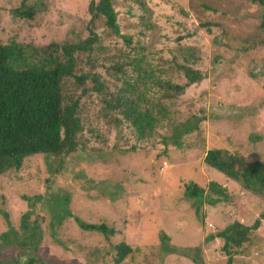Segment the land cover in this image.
I'll list each match as a JSON object with an SVG mask.
<instances>
[{
	"label": "rangeland",
	"instance_id": "obj_1",
	"mask_svg": "<svg viewBox=\"0 0 264 264\" xmlns=\"http://www.w3.org/2000/svg\"><path fill=\"white\" fill-rule=\"evenodd\" d=\"M90 1L96 2L27 0L33 15L24 20L13 16L21 0H0V43L11 39L45 50L49 44L83 41L91 32L101 41L90 56L92 72L106 86L132 84L136 67L139 76L149 73L164 84H185L177 66L202 79L173 99L162 98L149 78L143 82L150 86L148 100L167 111L143 141L134 138L129 123L105 113L98 98L82 97L78 145L59 168L52 157L37 155L0 176V264H13L20 255L24 264L29 256L22 255L21 243L28 242L22 217L26 225L38 226L33 254L45 264H114L113 246L119 243L131 250L119 264H226L223 240L215 233L234 222L250 227L263 201L243 194L202 158L207 150L221 149L245 164L264 166V4L141 0L140 7V0H111L119 35L110 36L101 22L88 21ZM193 116L203 118L198 129L183 136L179 148L164 146L162 138L179 125H192ZM209 182L223 188L228 200L211 205L200 198L196 217V202L184 197L183 185L206 190ZM37 196L41 200L30 207ZM63 198L64 207L55 206ZM74 218L114 233L83 231ZM161 234L167 242L160 241ZM246 238L231 249L238 252L230 256L231 264H264V220ZM93 251L96 257L89 258Z\"/></svg>",
	"mask_w": 264,
	"mask_h": 264
},
{
	"label": "trees",
	"instance_id": "obj_2",
	"mask_svg": "<svg viewBox=\"0 0 264 264\" xmlns=\"http://www.w3.org/2000/svg\"><path fill=\"white\" fill-rule=\"evenodd\" d=\"M26 1L21 0L19 8L13 11L15 18L24 20L32 18L33 10L25 6ZM250 1L259 5L264 4V0ZM138 5L142 7L141 0ZM113 7L111 0L90 1L87 6L90 16L88 21L91 23L99 21L103 31L107 30L110 36H118L119 30ZM138 19L142 23L144 18L140 16ZM90 34L91 36L83 41L61 45L49 44L45 50H39L29 44H19L11 39L5 44L0 43V176L10 170L18 171L24 159L37 155L52 157L57 161L59 168L60 161L77 148V135L81 130L78 115L81 108L80 100L86 95L98 98L105 113L120 117L123 122L129 123L134 138L143 141L150 138L154 128L167 117L164 107L157 106L158 102L151 103L148 100L150 86H144L143 82L149 78L152 87L162 92V98L173 99L183 94L185 88L199 83L202 79L199 72L185 66H177L186 81L185 84L182 86L164 84L150 78L149 73L143 72L139 76L140 68L132 67L137 74L134 80L132 79V84L123 81V85L119 87L106 86L100 81V76L92 72L95 60L90 56L97 47H101V41L96 39V34L91 32ZM121 38L124 42H129L128 39ZM102 39L105 37L102 36ZM131 65L136 66L137 61L133 59ZM115 71L124 73L120 67H116ZM191 119L194 120L192 125H179L180 128L173 129L172 136L162 138L164 146L179 148L181 146L179 140L196 131L197 123L203 121V118L196 116ZM202 163L217 171L220 176L237 183L243 194L252 193L259 196L264 206V166L261 163L245 164L242 158L221 149L207 150ZM183 193L186 199L196 202L194 203L196 217L201 204L200 198L205 196V203L211 205L228 200L223 188L214 182H209L206 190L195 184H185ZM211 196L215 197L212 199ZM32 200L34 202H31L30 207L33 206L32 203L40 201L41 197L37 196ZM66 202L67 198L60 199L56 201L55 206L64 207ZM61 212L67 214L63 210ZM23 218L20 221V228L27 233L25 239L28 242L21 243L22 255H29L24 264H45L33 254L40 236L36 228L38 226L35 223L31 226L26 225ZM52 220L58 221L60 218L52 217ZM73 220L83 231H95L103 235L114 233L104 225L85 224L77 218ZM261 220H264V207L250 227L234 222L215 233V237L223 240L221 250L227 256L226 264H231L232 254H238L231 249H239L242 243L247 242V233L256 230ZM53 224L56 227L57 224L55 222ZM160 241L165 243L168 238L161 234ZM113 249L114 264H119L131 251L124 243L113 246ZM19 257L21 255L12 263L20 264ZM92 257H96L94 251L89 255V258ZM96 263L97 261L94 262Z\"/></svg>",
	"mask_w": 264,
	"mask_h": 264
}]
</instances>
